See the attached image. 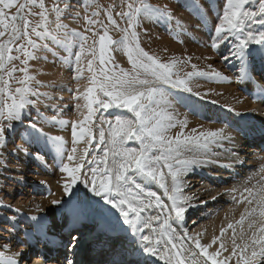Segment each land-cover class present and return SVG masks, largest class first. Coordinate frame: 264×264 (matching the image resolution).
<instances>
[{"label":"bare ground","instance_id":"6f19581e","mask_svg":"<svg viewBox=\"0 0 264 264\" xmlns=\"http://www.w3.org/2000/svg\"><path fill=\"white\" fill-rule=\"evenodd\" d=\"M159 1L164 5H171L169 0ZM182 5L184 6H176L179 7V10L172 7L177 17L176 20L179 22L178 30L181 43L169 45L168 41L167 43L161 40L168 44V46L165 45L171 53L172 60L181 62L177 64L174 71L184 79L189 72H211L214 69L227 79L205 76L187 78L188 86L192 88L191 93L171 88L170 85H163L170 104L161 105V108L171 114L173 117L171 122L176 124V127L168 130L167 135L175 137L183 131L184 135L195 136L201 132H217L222 129L224 136L231 139H217L209 144L207 150L185 151L180 157L189 160L195 158L202 163L193 165V170L181 177L183 181L182 194L190 198L184 205L187 211L182 221L175 220V213H171L173 219L169 223L175 230L174 242L178 248L183 245L185 249H195L192 242L197 238V233L201 234L198 238L202 244L209 243L214 236L219 237L209 251L219 249L220 244L223 243L227 251L219 249L222 254L218 259L224 260L225 264H237L240 249H236L237 255H232L233 231H235L237 244H240L241 247L244 243L251 245L250 237L255 229H249L248 224L252 219H255L256 227H258L261 220L264 219L257 212L252 217L245 219L243 225L237 223L242 214L246 215V208L250 210L256 207L255 203L247 204L245 198L252 199V196L245 189L255 193L261 183H264V153L259 150V143L264 141V97L260 94L261 89L264 88V54L259 51V45L249 46L252 50V55L247 62L249 77L241 79V62L231 54V50L238 42L235 35L230 36L224 43L218 42L217 48L211 46L215 36L214 25L219 23L218 17L223 14L226 0H206L200 10L202 12L200 20L194 17L193 12H190L191 9L187 8V3H182ZM250 7H256L255 3ZM203 16L204 22H202ZM210 27H213V31L210 30ZM253 32L259 35L264 32V27L255 24ZM150 47L148 48L151 50ZM157 47L160 50L159 46ZM55 52V55L45 54L40 57L41 60L33 59L29 67L30 75L35 77V81L40 82L37 84L32 81L30 87L39 93H49L51 99L41 98L44 102L26 107L22 111L21 119L26 118L29 121L25 125L29 126L30 130L23 127L21 121H14L15 127L6 131L4 142L7 143L11 140H16V142L12 141V147H0V245L5 243L8 245L7 248L0 247V251L9 256L17 252L22 253L16 257L18 264H58L62 254L61 250L67 246V251L71 252L76 245L77 240L72 241V235L63 233V229L70 225V221L76 219L90 220L85 225L84 232L78 234L88 235L85 230H99L101 240L98 243L103 245L99 254L103 257L105 256L103 239L106 237V233L114 236V233L116 234L124 228L133 233L131 227L124 223L123 217L116 209L106 204L100 197L95 196L82 183L78 182L70 195L64 194L63 183L67 179V174L59 170L61 161L43 138L37 139V132L30 126L34 122L48 136L63 137L67 142V149L70 151L73 140L72 122L84 119L82 117L80 120L74 121L61 110V115L56 113L57 107L60 105L57 98L64 95V88L68 84L69 76L64 70L63 53L57 50ZM224 57H228V59L225 60ZM47 58L50 59L49 64L43 61H47ZM192 65H196L195 70ZM79 86L83 88L84 84L80 83ZM29 99L35 100L37 97L30 96ZM45 104L52 107H45ZM36 108H39V114ZM113 110L111 109L110 112ZM204 110L213 115H207ZM116 111L121 112V115L126 119H133L132 113L127 109L119 108ZM31 112L35 113L33 119H30ZM54 116L57 120L67 123H53L52 117ZM185 120L187 126L182 129L178 122ZM17 126L24 128L25 131H20L15 136V131L19 130ZM79 127L78 124V132ZM93 127L86 128L91 129L95 136ZM193 129L196 130L195 133L192 132ZM86 140L87 136L77 145V157L81 156L83 150L88 146L85 143ZM127 146L139 148L140 144L136 140H131L128 141ZM37 153L42 159H35ZM86 161V159L81 161L84 164L81 170L82 179L84 176L90 177ZM63 162H68L66 157ZM163 171L166 174V183L171 188V177L167 176V169H163ZM137 182H140L138 177ZM144 187L147 191L155 192L160 201L170 207L171 201L157 182L146 180ZM53 199L60 200L61 204L52 205ZM151 199L152 207L147 208L141 215L144 218L159 215L161 219L159 222L152 220L151 228L144 227L143 223L138 225L142 231L133 234L136 239L135 246L148 260L146 264H165L159 256H150L141 251V245L144 243L142 237L145 235L150 236L154 243L156 240H160L157 247L161 254L165 252L168 239L167 236L161 235L159 225L169 215V209L168 207L163 210L157 208L156 198L152 197ZM145 203H147V198H145ZM189 204L192 207H189ZM194 213L196 214L194 218L186 219ZM33 216L45 225L43 230L38 229L37 221L31 219ZM94 220L100 221L102 227H95ZM229 223L233 224V229L227 228ZM153 228L156 229L155 232H153ZM221 228L226 229L223 236H221ZM241 229H243V239H241ZM78 234L73 235L77 236ZM189 237L193 239H189ZM42 240H44V245L39 243ZM50 246H53L52 249ZM167 248L171 249V245L168 244ZM195 250L198 252V249ZM251 251L252 247L250 246L248 254ZM184 255L187 256V252ZM258 259H260V264H264V258ZM116 260L114 259V262ZM185 264H189V261L186 260Z\"/></svg>","mask_w":264,"mask_h":264},{"label":"snow or ice","instance_id":"6c2138e0","mask_svg":"<svg viewBox=\"0 0 264 264\" xmlns=\"http://www.w3.org/2000/svg\"><path fill=\"white\" fill-rule=\"evenodd\" d=\"M253 0H226V5L223 9V14L218 17L219 23L214 28L213 48H217L219 43L226 42L230 36L235 35L238 41L231 50L233 57L240 60L242 68L240 78H248L249 72L247 69V62L249 61L252 50L250 45H259V51L264 54V32L256 35L252 30L247 29L248 24H259L264 27V0H255L256 7H249ZM193 7L200 11L202 5L198 0H192ZM65 7H69L66 5ZM99 7V5H97ZM124 7L127 11L117 13L122 17H127L128 27L123 29L124 36L121 41L112 40L107 28L100 34L93 31L92 28L87 31H92L93 36H98L99 44V63L105 64V54L108 51V46L112 44H121L125 50L128 61L132 66L131 72L120 69V74L109 75L105 70L101 69L99 77L93 71V60L96 59L95 44L88 49L92 59L87 61V71L93 73L89 80V86L85 88L83 93L77 89V95L74 99L79 100L81 96L87 102L85 107L88 110L84 119L79 122H72V147L70 151L67 149V142L63 137H50L43 133L42 129L37 127L36 123H31V128L37 132V139L43 138L51 148L55 151L58 159L61 161L60 171L67 174V179L63 183V192L65 195H70L74 187L82 183L95 196L100 197L106 204L116 209L120 216L123 217L124 223L129 225L133 234L137 231H142L138 225L142 224L144 227H152L151 221H160V216H153L144 218L143 213L147 208L152 207V197H155V205L157 208L163 210L165 207L169 209V215L160 223L159 227L162 236H167V244L165 245V252L160 253L157 245L160 240L155 243L150 236L142 237L144 242L141 245V251L150 256H159L164 260L165 264H185L186 260L189 264H225L224 260L218 259L221 256L219 249L225 248L221 243L219 249L209 251L213 245L216 244L219 237H213L207 244H202L198 238L201 234L197 233V238L193 240L195 249H185L183 245L179 248L174 242L175 230L169 223L173 219L171 213H175V220L182 221L187 208L184 206L189 197H185L183 193V181L181 177L193 170V165L202 163L197 159H181L185 151H192L193 149L207 150L210 143L217 139H231L223 134V130L217 132H201L195 136L184 135L183 131L178 133L175 137L167 135L170 128L176 127L172 123L173 117L161 108V105H168V100L165 89L159 85H170L174 89H182L183 91L192 92V88L188 86L187 78L193 76L216 77L219 79H227L216 70L211 72L193 71L186 74V78L179 77L178 72H174L178 63L175 59L168 63H163L159 58L150 55L139 44L138 33L135 31L139 23V17L143 15L145 18H151L153 15H166L171 19V14L166 9L156 8L146 2L140 0L139 6H136L135 0H129ZM39 8V12H34L32 9ZM15 9V12H12ZM63 9L59 4L53 2L52 8L49 9L45 0H0V147L4 146V139L6 131L15 127L14 121H21L22 111L29 106H35L44 100L51 99L49 93H39L30 87V82L35 81V77L28 74V61L35 59V54L29 49H37L40 47L36 41L32 39L33 36L37 38L48 37L55 41L67 50V45L79 46V52L75 53V62L77 65V79L82 73L80 65L81 58L85 53V45L88 42V36L79 33L75 30L68 31L67 25L60 23L61 13ZM50 13H55L56 28L50 30L49 25ZM100 13L94 11L92 16H98ZM39 16V20L33 25L29 17ZM108 22L119 28L116 20L113 18L112 12L107 13ZM89 25L99 23V21L86 17ZM61 29L64 31L61 33ZM131 30V31H129ZM131 38V42L129 40ZM21 41H23L21 43ZM219 42V43H218ZM43 47H47L44 45ZM13 52L20 53V55H13ZM21 56L23 59H21ZM225 60L228 57H224ZM19 60L23 67H17L14 61ZM211 67V66H209ZM195 70L196 65H192ZM19 71L24 73V76L16 83L20 86L14 90L11 88L10 81L15 79L14 74ZM175 76V79L173 78ZM8 77L9 79H5ZM102 77L103 79H100ZM143 77V78H142ZM148 77H152L149 79ZM39 84V81H35ZM97 91L102 93L107 100L101 99L97 96ZM261 96L264 97V88L261 89ZM197 95H199L197 93ZM37 97V99H29V97ZM41 98H44L42 100ZM93 105H99L100 108L109 109L112 107H123L132 113L134 119H122L119 116L115 123L109 122L108 138L106 140L105 130L101 126L99 129L98 142L100 145H105L102 149L103 155L99 157H92L90 164H95V167L90 168L91 175L84 176L82 168L84 164L81 161L88 156L89 149L85 148L83 154L77 157V145L85 140L87 136V143L89 146L93 145L95 136L91 129L83 125L92 119L95 111ZM45 107H52L45 104ZM79 107V105H77ZM160 108L161 110H157ZM39 114V108H36ZM47 122V121H46ZM53 123L66 124V121L57 120L52 117ZM183 129L187 126V121L178 122ZM78 124L79 132L77 131ZM195 129L192 130L195 133ZM139 141V148L126 147L128 141ZM66 157L67 163L63 162ZM35 159H42L37 153ZM74 162V163H73ZM71 165V166H70ZM167 169V176L171 177V193L169 194V187L165 181V172ZM131 173V175H130ZM137 177L140 182H137ZM157 182L159 186L164 189L165 195L171 201V205L166 206L157 196L155 192L147 191L144 187V181ZM249 191L252 199L245 198L248 205L255 203L256 207L245 209V214H242L238 224L243 225L245 219L252 217L259 212L261 218H264V183L255 193ZM147 198V203H145ZM215 199V197H213ZM52 205H60L61 201L53 199ZM192 207V205H188ZM33 221H37V217H31ZM43 220V218H41ZM257 221L252 219L249 224V229L252 231L250 237L251 245L244 243L243 247L236 243L235 231H233V249L232 255H237L236 249H240V255L237 259V264H260V259L264 258V219L261 220L258 227ZM39 230H43L45 225L37 221ZM228 229H233V224L227 225ZM153 232L156 229H152ZM226 229L221 228V236H223ZM243 239V229H241ZM258 234H261L258 236ZM72 241L79 239L78 236L72 235ZM189 239H193L189 237ZM171 245V249L167 245ZM252 247V251L248 254V248ZM0 247L7 248L8 245H0ZM174 250V251H173ZM187 252V256L184 253ZM22 255L17 252L13 255H6L0 251V264H18L16 257ZM67 264H73L71 260ZM132 264V262H128ZM138 264V262H136Z\"/></svg>","mask_w":264,"mask_h":264},{"label":"rangeland","instance_id":"374dc122","mask_svg":"<svg viewBox=\"0 0 264 264\" xmlns=\"http://www.w3.org/2000/svg\"><path fill=\"white\" fill-rule=\"evenodd\" d=\"M205 1L206 0H198V3L203 5V3H205ZM20 2H23V0H20ZM53 2H54V0H45V4L49 9L52 8ZM55 2L59 4L61 9H63V11L61 13L60 23L67 25L68 31L75 30L79 33H82V34L88 36V42L85 45V53L82 56L81 62H80V65L82 68V73L80 74L79 79H77L78 73H77V65L75 62V53L79 52L78 44L74 45V46L69 44V45H67V50H66L65 47L61 46V44L56 43L55 41L51 40L48 37L37 38V37L33 36L32 39L35 40L37 45H39L40 47H38L37 49H29V50L33 51L35 54V57L39 58V59H40V57H43L45 54L55 55L56 50L61 51L63 53L64 59H65V62L63 64L64 70L67 72L69 79H68V84L64 88V90H65L64 95H61L59 98H57L60 105H59V107H57L56 113L58 115H61L62 114L60 112V110H61L64 113H66L68 116H70V118H72L74 121H78L82 117L86 116L88 113V110L85 107V104L87 102L83 99L82 96L79 100L74 99V97L77 95V89H79L80 93L84 92L83 90L89 86L90 77L93 75V73L87 71V61L89 59H92V56L89 54L88 49L93 47V41L94 40L97 41V43L95 44L96 59L93 60V71L97 74L98 77H99V73H100L101 69L105 70L109 75H112V74L119 75L120 69H124L126 71L131 72L132 66L128 61V58H127V55L125 54V50H124L123 46L119 43L112 44V45L108 46V51L105 54V64L101 65L99 63L98 36H93L92 31H87V29L92 28L93 31H96V32L102 34L104 29L107 28V31H108L109 35L111 36L112 40L117 41V42L121 41L122 37L124 36V32L122 30L128 27V23H127V17H122L120 15H117V13L121 12L122 10L123 11L128 10L126 7H124V5L127 2H129V0H55ZM146 2L148 4L156 7V8L166 9L167 12L171 14L172 18L169 19L168 16H166V15H153L151 18H145L143 15H141L139 17V23L135 28V31L138 33L139 44L150 55H155V57L157 56L161 62L168 63L172 60V58H171L172 56L170 55L171 54L170 51L166 49V45L168 46L167 43L169 42V45H171V44L175 45V44L181 43V36H180L179 30H178L179 22H178V20H176L177 17L175 16V13L173 12L172 7H175L179 10V7H176V6H178V5L184 6V5H182V3H187L188 4L187 8L189 10L191 9L190 12L191 13L193 12V15L195 14L194 17L198 20L202 19V18H200V16L202 17V15H200V14H202V12L200 11L201 12L200 13L199 11H197L193 7L192 0H169V2L171 3L170 6L169 5L167 6L166 4L165 5L162 4L161 1H159V0H146ZM135 3H136V6H139L140 0H135ZM253 3H255V0H253ZM253 3L251 5H253ZM66 5H69V7H65ZM97 5H99V7H97ZM251 5H249V7ZM32 10L34 12L40 11L39 8H34ZM94 11H97L100 14L98 16L93 17L92 13ZM109 11L112 12L113 18L116 20L117 24L119 25V28L111 25L108 22L107 13ZM12 12H15V9H12ZM221 16H222V14H220V17ZM86 17L97 20V21H99V23L89 25L86 21ZM29 18L32 20L33 25L36 23V21H38L40 19L39 16L29 17ZM203 19H204V16H203ZM50 21H51V23L49 25L50 30H55V28H56L55 13H50ZM204 21H205V19L202 22H204ZM215 24H217V23H215ZM254 25L255 24L249 23L246 31L248 29L253 31ZM141 27H142V29H141ZM214 28H215V25H214ZM210 30L213 31V27L212 28L210 27ZM60 31L62 33L64 30L61 29ZM129 31H131V30H129ZM148 38H149V40H148ZM129 40L131 42V38H129ZM161 40L166 41V42L168 41V42L163 43ZM158 41H160L161 43ZM22 42L23 41H21V43ZM44 45H47V47L46 48L43 47ZM147 46L148 47L151 46L150 47L151 50ZM157 46H159L160 50H158ZM13 55H20V53L13 52ZM21 59H23L22 56H21ZM32 60L33 59L29 60L28 65H27L29 75H30V68L29 67H30V64L32 63ZM43 61L47 64L50 63L49 58H47V61H45V60H43ZM14 63L17 65L18 68L24 66L20 63L19 60L14 61ZM174 72H176V71H174ZM23 76H24V73L19 72V71H17L14 74L15 79H12L10 81L11 88L13 90L16 87L20 86L16 83V80L22 78ZM148 78L152 79V77H148ZM173 78L175 79V76ZM5 79H9V78L5 77ZM100 79H103V78L100 77ZM80 83L84 84L85 88L80 87L79 86ZM157 86L162 87L163 85L158 84ZM97 96L101 99H104V100L108 99L107 97H104L102 95V93H100L99 91H97ZM77 105H79V107H77ZM93 108L95 109V111L92 115L91 121L84 124L85 127H89V128L94 126L93 128L95 130V140L93 142V145L92 146H89V145L86 146V148L89 149V153H88V156L86 158V160H87L86 164L88 165V168H89L88 172L90 175H91L90 168L95 167V164H90L88 161L89 160L91 161L92 157H94V156L95 157L102 156L103 155L102 149L105 147V145H100L98 142L100 127L102 126L103 129L105 130V135H106V140H107L109 122H112L114 124L115 120L118 116L122 119H126L125 117H123L121 115V112L116 111L117 109H119L117 107H112L109 109H103V108H100L99 105H93ZM197 108H199V105H197ZM111 109H114V110L110 112ZM120 109H125V108L120 107ZM101 111H102V113L100 114ZM204 112L207 113V115H210V116L213 115V114L211 115V113L207 110H204ZM117 113L119 115H115ZM30 114H31L30 119H33L32 117L35 113L31 112ZM133 119H134V117H133ZM21 122H22L23 127H25V128L27 127L30 130V127L26 126L29 123V121L26 118L21 119ZM18 129H17L18 130L17 132L15 131V134H14L15 136L18 135L20 133V131H22V132L25 131V130H23L24 128H22V127L21 128L18 127ZM12 141L13 140H11L7 143L4 142V146L12 147L13 142H16V140H14L13 142ZM137 142H139V141H137ZM4 146H2V147H4ZM126 147H128L127 144H126ZM165 181L167 182L166 179H165ZM168 187H169V191L171 192L170 186H168ZM58 208H60V207H58ZM195 215H196L195 213L192 216L189 215V217H187L186 219L194 218ZM192 245L195 246L193 242H192Z\"/></svg>","mask_w":264,"mask_h":264}]
</instances>
